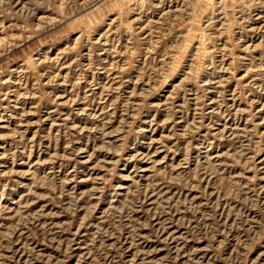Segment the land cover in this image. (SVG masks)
Returning a JSON list of instances; mask_svg holds the SVG:
<instances>
[{
    "label": "rangeland",
    "instance_id": "374dc122",
    "mask_svg": "<svg viewBox=\"0 0 264 264\" xmlns=\"http://www.w3.org/2000/svg\"><path fill=\"white\" fill-rule=\"evenodd\" d=\"M0 264H264V0H0Z\"/></svg>",
    "mask_w": 264,
    "mask_h": 264
}]
</instances>
